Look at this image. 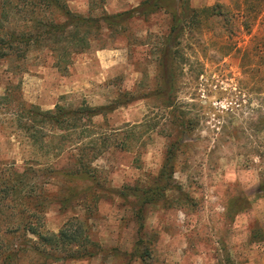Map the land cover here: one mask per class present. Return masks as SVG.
Here are the masks:
<instances>
[{"label": "rangeland", "instance_id": "1", "mask_svg": "<svg viewBox=\"0 0 264 264\" xmlns=\"http://www.w3.org/2000/svg\"><path fill=\"white\" fill-rule=\"evenodd\" d=\"M140 1L107 0L103 6L94 5L92 13L89 0H72L68 5L74 12L99 17L102 8L119 14L138 7ZM190 1L198 9L220 4L223 8L204 37L195 30L183 40L179 106L200 121L178 155L174 175L178 191L168 193L175 204L145 208L144 261L130 260L128 255L140 236L132 203L119 193L145 188L158 175L176 135L169 129L170 111L155 96L164 87L157 60L169 34L173 5L129 20L124 36L108 32L104 48L94 43L89 51L74 55L67 68L57 65L53 52L37 47L22 59L0 58V95L11 96L0 101V161L21 167L28 157L23 155L25 146L11 134L9 109L21 103L46 111L57 104L112 105L122 97L127 104L111 112L107 121L96 118L97 123L108 129L142 125L143 138L133 150L112 148L95 163L108 182V192L90 219L92 239L103 252L64 264H264V55L260 53L264 0ZM149 126L153 128L147 131ZM75 184L79 190L90 185ZM50 189L56 192V187ZM182 192L191 200L184 201ZM76 204L63 208L52 201L46 212L47 229L58 232L71 217L84 218L86 211ZM111 249L116 251L104 252Z\"/></svg>", "mask_w": 264, "mask_h": 264}, {"label": "trees", "instance_id": "2", "mask_svg": "<svg viewBox=\"0 0 264 264\" xmlns=\"http://www.w3.org/2000/svg\"><path fill=\"white\" fill-rule=\"evenodd\" d=\"M69 1L72 0H0V58L22 59L37 47L53 52L57 65L67 68L74 55L89 51L94 43L104 48L110 38L108 32L124 36L129 20L146 18L161 5H173L169 34L157 60L164 87L157 89L155 96L161 97L170 111L169 129L176 135L167 147L158 175L145 188H135L130 193L123 189L119 193L120 198L132 203L140 236L128 255L130 260L144 261L141 248L145 208L152 204L172 208L175 204L168 193L178 191L174 187L178 155L188 146V139H193L200 121L198 115L193 117L189 109L179 106V73L185 70L184 60L179 61L183 58V40L195 30L204 37L206 27L220 16L223 6L198 9L191 6L190 0H141L132 10L108 14L102 8L101 15L94 17L72 11ZM89 1L92 13L94 5L103 6L107 0ZM260 40V53L264 55V39ZM190 45L193 51L192 42ZM9 98L8 93L0 95V101ZM126 104L121 97L104 106L83 102L67 108L57 104L53 110L44 111L37 105L26 107L21 103L9 109L14 125L11 134L25 146L23 155L28 157L23 158L21 167L13 161H0V264H64L91 259L103 252L92 239L90 219L108 192V182L95 163L112 148L133 150L143 133L139 132L141 124L108 129L96 118L107 121L111 112ZM152 128L149 126L147 131ZM78 181L90 185L79 190L75 184ZM50 187H56V192H51ZM181 196L184 201L191 200L189 194L182 192ZM130 198L137 201L131 202ZM52 201L63 208L77 202L86 216H73L58 232L50 231L46 212Z\"/></svg>", "mask_w": 264, "mask_h": 264}]
</instances>
